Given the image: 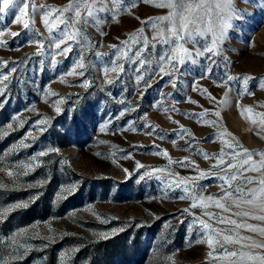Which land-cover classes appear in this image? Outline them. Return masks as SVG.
<instances>
[{"label":"rangeland","instance_id":"374dc122","mask_svg":"<svg viewBox=\"0 0 264 264\" xmlns=\"http://www.w3.org/2000/svg\"><path fill=\"white\" fill-rule=\"evenodd\" d=\"M68 2L16 0L0 13V61L8 62L0 64V74L10 77L0 95V157H4L0 184L5 186L0 188V264H210L207 244L197 242L202 237L194 230L200 225H193V214L215 227L225 226L209 220L201 207L185 213L193 201L180 199L182 189L169 187L167 177L169 172L178 173L173 180L199 177L198 166L205 172L196 181L203 186V195L221 193L223 181L209 172L215 160L203 155L223 147L219 139H209L218 129L187 114L208 110L203 119L216 120L213 113L219 110V123L254 153L253 159L259 160L264 152V128L251 123L258 119L256 112H264V80H249L246 87L252 95H238L241 82L226 80L227 75L264 78V5L234 0L246 11L242 18L232 19L214 63L201 56L195 64L180 66L170 78L155 62L138 72L135 59H120L117 64L123 71H109L107 78L113 80L109 84L104 68H111L108 62L116 59L111 46H119L140 28L151 40L153 29L141 21L167 15L169 9L156 7L158 0H141L99 27L90 20L82 28L84 44L66 41L71 51L64 54L55 48L56 32H48L42 15L32 16V4L62 7ZM25 3L28 14L16 23ZM25 22L35 31L24 30ZM196 39L200 44H186L189 50L204 43V38ZM36 41L43 50L38 52ZM167 47L157 44L146 55L158 60ZM96 52L104 55L97 57ZM81 55L84 69L76 68ZM12 68L17 71L12 73ZM73 69L83 75H68ZM141 73L143 80L138 82ZM225 93L228 102L222 105ZM245 106L253 112L242 115ZM41 120L46 121L43 131L35 127ZM146 124L156 131L149 135ZM181 126L193 135L180 138ZM21 143L29 146L20 147ZM165 150L168 157L162 154ZM41 151L46 154L39 156ZM186 157L195 166L174 163ZM28 161L32 168L17 167ZM137 161L146 167L137 169ZM150 169L164 171L145 176ZM8 171L27 174L9 177ZM20 202L28 206L3 211ZM207 211L222 210L210 206ZM232 212L225 215L264 226V221L235 217ZM21 229L27 231L17 235ZM241 234L264 239L245 230Z\"/></svg>","mask_w":264,"mask_h":264},{"label":"snow or ice","instance_id":"6c2138e0","mask_svg":"<svg viewBox=\"0 0 264 264\" xmlns=\"http://www.w3.org/2000/svg\"><path fill=\"white\" fill-rule=\"evenodd\" d=\"M140 2L141 0H69V2L62 7H57L55 5L37 6L33 3L32 16L34 17L38 13L42 15L43 24L48 32L50 34L54 31L56 32V35L52 37L55 41V48L67 54L71 51V44H67L66 41H79L84 44V33L82 28L90 20L99 27L101 24L106 23L109 17L115 20L118 14L128 12ZM144 2H151V0H144ZM245 2L254 3L257 7L264 5V0H245ZM15 3L16 0H0V13L8 10L10 7L14 6ZM155 6L167 8L169 12L167 15L149 17L141 21L142 24H146L153 29L154 35L151 40L144 35V29L140 28L135 32L129 33L128 39L122 41L119 46H111L115 49L114 55L116 59L108 62V64L112 65L111 68L108 66L104 68L106 83H113V80L107 78V73L109 71L115 72L117 68L123 71V66L117 64V61L120 59L128 61L135 59L140 66V68L137 69L138 72H140L146 64L155 62L159 66L160 73L170 78L180 71V66L189 62L195 64L198 62L197 58L201 56L207 57L210 62L214 63L213 57L219 54L226 31L232 27V19L242 18V13L246 11L238 9L234 4V0H158ZM27 8L28 4L25 3L24 6L19 9L21 15L16 16V23L21 22V16L28 14L26 12ZM101 14L104 15L102 16ZM23 28L24 30L31 29L35 31L30 22H25ZM101 34H103V32H101ZM0 35H2V33H0ZM10 35L16 37L20 35V33L10 32ZM196 37L204 38V43L194 50H189L186 44H200V41L197 40ZM36 42L40 44L38 52L43 50V44L39 41ZM157 44L166 45L168 47L162 50L158 60H155V58L147 56L146 53L149 48L155 49ZM61 45H65L63 49H61ZM85 46L87 47V45ZM95 55L101 57L104 54L96 52ZM225 60H227V57H225ZM7 63V61H0V64L6 65ZM76 68H85L82 55L80 62L76 64ZM10 71L14 73L17 69L12 68ZM206 71L210 74L212 71L211 67H208ZM75 74L83 75L82 72L77 73L75 69L68 72V75ZM9 78V75L0 74V95H3L4 91H6V82ZM136 78L138 82L143 80V74L137 75ZM201 78L203 79L205 77L202 75ZM252 79L264 80V78H253L248 75L226 76L227 81L239 80L241 82L242 91L239 92L238 95H252L246 87L249 80ZM87 83L88 82L85 81L86 85ZM172 86L176 87L175 82H172ZM261 86L264 87V84ZM194 90L201 89L196 87ZM210 99L215 100V98L211 96ZM191 102L195 103V101ZM227 102V93H225V98L222 99L220 103L223 105ZM56 111L59 112L60 108H56ZM251 112H253L251 106H245L241 109L242 115ZM121 115H123V113H121ZM187 115L196 117L198 118V122L212 125L218 129L215 138L209 137V139H213V142H215V139H219L223 147L218 153H203V155L206 160H215L209 172H214L217 177L223 181L221 193L218 196L203 195V186L197 184L196 181L200 178H204L205 172L199 169L198 166L196 167L200 175L196 178L182 177L173 180L171 177H178V173L169 172L167 177L168 186L180 187L182 189L180 199H190L193 201L190 208L183 210L185 213H189L191 208L201 207L205 209L203 215L207 216L209 220H214L217 225L225 226L223 228L215 227L212 223L193 214V225H200V228L194 230L202 237L198 239L197 242L207 244L209 251L206 255L208 258H211L210 264H264V239L241 234V230H245L256 233L260 238H264V226L247 223L244 219L238 222L237 219L225 215L226 213L232 212V209L235 208L236 211L232 212V216L264 221V152L260 153L259 160L253 159L254 153L245 148L232 133L219 123V110L213 113V115L217 117L216 120L203 119L204 116L208 115V110H204L203 114L191 113ZM255 116L258 119H251V123L254 125L258 124L261 128H264V112H256ZM44 124H46V121L41 120L35 127L43 131L42 126ZM21 126L23 125L21 124ZM11 127L12 125L9 124L8 128ZM145 127L150 129L148 132L149 135L156 131V128L151 124H146ZM103 130L102 128L101 131ZM181 133L182 135L180 138H183L184 135H193L189 129L183 126H181ZM28 136H31V133L27 134L25 139H27ZM173 143H175V141H173ZM28 146L27 143H21L20 145V147ZM153 146L155 147V145ZM189 147H191L190 144ZM15 150V148L12 149V151ZM51 151H58V149H52ZM45 154V152L41 151L39 156H44ZM162 154L168 157L166 150ZM3 158L4 157H0V159ZM35 159L36 157H33V160ZM169 162L173 163L170 158ZM174 163H179L184 167H189L190 165L195 166L194 162L187 157L183 160L175 161ZM32 166V161H28L27 163L21 162L17 165V167L25 170L32 168ZM136 167L137 169H141L146 166L137 161ZM2 170L3 169H0V171ZM124 171L128 173L127 169H124ZM163 171L164 169H150L145 173V176H151L156 172ZM249 172H255L257 175H247ZM26 174L27 171L16 174L12 171L7 172L9 177L15 176L16 178ZM156 178L163 179L166 177L157 176ZM225 184L227 187H224ZM3 187L5 186L0 184V188ZM27 206V203L20 202L10 205L8 208L3 209V211L10 212L14 208ZM210 206L222 210L221 213L207 211ZM26 231V229H21L17 235H21ZM12 242L16 243L15 240ZM19 246L23 245L21 244Z\"/></svg>","mask_w":264,"mask_h":264}]
</instances>
